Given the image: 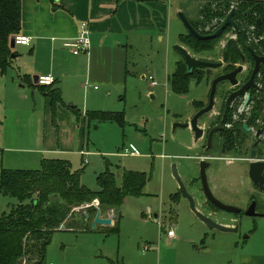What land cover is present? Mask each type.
Masks as SVG:
<instances>
[{
  "label": "rangeland",
  "instance_id": "374dc122",
  "mask_svg": "<svg viewBox=\"0 0 264 264\" xmlns=\"http://www.w3.org/2000/svg\"><path fill=\"white\" fill-rule=\"evenodd\" d=\"M169 1L173 10L167 33L162 42L153 39L152 47L148 40L142 45L133 61L137 64V75L127 80L125 87L108 92V97L103 95L104 90L99 85H95L103 100L91 107L98 109H89L88 112L121 114L123 124L115 121L94 126V123L90 124L88 136L87 131L85 132L87 144L83 150L96 153L95 156L87 157L84 159L86 163H83L79 153L74 151L66 159L73 171H82L81 182L92 191L98 190L95 175L103 172L106 161L111 164V171L115 175L121 172L116 171V167L120 170L145 173L148 180L142 195L127 197L117 211L109 213L110 216L116 214L119 219L117 233L109 232L110 229L105 227L93 230L81 217L74 215L70 219L69 215L61 224L65 227L64 231L53 233L45 251L43 264H238L240 255L264 249V218L254 220L242 216L233 223L234 217L231 214L219 212L213 217L207 212L199 173V162L205 159L201 157L202 141L194 142L189 129L172 130L173 124L190 121V116L197 110L192 106V102H207L209 93L206 81L199 85L191 83L185 95L179 96L172 92L167 77L183 61L174 47L179 45L193 57L217 63L222 42H218L209 53L197 56L180 45L178 37L187 31L180 22L178 13H182L187 20H196L200 1ZM58 49L63 58L70 55L68 49ZM29 51V47L15 46L12 53L16 58L4 74L0 73V173L2 169L40 168V155L24 151L33 148L31 139L34 132L40 128L43 130L44 123L37 128L36 118L40 121L44 117L46 119L42 112L44 98L38 90L33 92L27 81H23L29 78L33 83L34 75H30V79L29 72L33 64H37L35 55L31 57ZM38 64L40 67L44 65V57ZM149 70L157 82L155 88L150 87L149 82L139 76L141 72L148 74ZM70 80H75L73 75ZM91 86L92 91L94 85ZM32 92L34 99L31 97ZM224 92L225 87L219 84L216 88L213 112L220 110ZM76 93L74 86L70 83L66 85V96L71 97ZM87 93L90 99L93 96L91 93L96 92ZM33 100L38 112L33 118V125H26L23 113L28 108L27 112H32L30 109H34ZM80 110L82 111L81 108ZM20 113L22 116H19ZM212 114L201 116L199 127L204 129L211 124L215 117ZM16 116L23 118L24 123L15 124ZM56 117V113L54 117L50 115L45 123L46 135L50 129H56ZM128 145L136 148L139 157L118 156L120 149ZM209 164L210 167L206 170L207 183L213 197L219 201L220 198L212 190L211 177L214 171H224L223 163L211 161ZM173 165L186 193L193 198L196 210L219 225L230 223L232 227L237 226L236 233L206 228L192 213L183 197L173 201L178 192V185L172 177ZM244 200L245 198H242V201ZM243 203L239 200L237 204L243 206ZM16 205L15 199L0 194L1 212L8 213ZM82 208L72 209V213L84 214V210H80ZM170 228L174 232L173 240L166 237V231ZM146 247L148 250L143 252Z\"/></svg>",
  "mask_w": 264,
  "mask_h": 264
},
{
  "label": "crops",
  "instance_id": "0c3cea01",
  "mask_svg": "<svg viewBox=\"0 0 264 264\" xmlns=\"http://www.w3.org/2000/svg\"><path fill=\"white\" fill-rule=\"evenodd\" d=\"M172 10L173 6L169 0H21L20 35L31 39L29 46L21 47H29L30 56L35 55V63H37L36 65L33 64L29 77L31 79L30 75H34L33 78L51 76L54 79L51 89H57L60 92L63 103L58 105L56 109V129H50L46 135L45 123L52 115L50 100L37 88L32 87L30 83H34L27 78V85L30 89L33 92L38 90L37 92L44 98L42 112L43 117L46 116V119L44 117L40 121L39 118H36L37 128L44 123L43 130L40 128L34 132L33 139H31L34 145L33 148L24 151L40 155V162L44 159L67 161L66 159L74 151L79 153L83 163H86L84 159L87 157L95 156L96 153L83 150L84 145L87 144L85 143V132L87 131L88 136L90 124L94 123L93 126L95 124L99 125L96 122H88L83 119V115L89 109H98L91 108L93 104L103 100L102 94L99 93V89L95 85H99L104 90L103 95L107 97L110 96L108 92L125 87L127 80L137 75V64L133 61L142 45L147 40L150 46L153 39L159 42L163 41L172 19ZM174 10L176 11L175 8ZM83 22L88 24L90 30L89 52L79 56H73L69 52L70 55L63 58L62 52L58 48L64 49L62 42L74 38L79 25ZM43 57L44 65L40 67L38 63L41 62ZM71 75L74 76L75 80H70ZM139 76L142 80L148 81L150 87L155 88L157 86L150 70L148 74L141 72ZM168 78L169 76L167 82ZM152 81L156 83V86L151 85ZM69 83L74 86L77 96L75 94L71 97L65 95V87ZM91 84L94 85L92 91L96 93H91L93 96L88 99L89 94L87 91L92 92ZM20 88L22 89L23 86H20ZM33 92L31 93L32 99H34ZM197 102L206 104L204 101H194L192 106ZM33 103L34 109H30L32 112H27L28 108L23 113L26 125L28 123L33 125V118L35 113L38 112L35 101ZM71 107H75L81 113L80 120L77 121L70 112ZM196 112L197 110H195ZM217 114L218 112L215 111L212 115L216 116ZM19 116H22V114L20 113ZM14 123L21 125L20 123H24L23 118L16 116ZM6 150L8 151V149ZM116 174V179H119L117 184H120L121 176L119 172ZM97 175H95V179ZM211 178L212 190L219 198L221 197V191L218 183L222 179L227 181L230 203L242 198V179L237 170L231 168L222 173L214 171ZM83 212L85 213V211ZM109 213V211L101 213V217L109 219ZM76 216L81 217L86 223L87 219L83 217V213H77ZM94 216L88 222L90 228ZM113 216L112 224L105 227L106 229H112L119 220L116 214ZM222 225L232 227L230 223H223ZM98 227L104 226H96L93 230ZM238 264H264V249L240 255Z\"/></svg>",
  "mask_w": 264,
  "mask_h": 264
},
{
  "label": "trees",
  "instance_id": "16d2710c",
  "mask_svg": "<svg viewBox=\"0 0 264 264\" xmlns=\"http://www.w3.org/2000/svg\"><path fill=\"white\" fill-rule=\"evenodd\" d=\"M201 1V0H200ZM261 6L253 7L250 1L242 2L235 12L234 19L241 22L243 27L251 25L254 11H261ZM203 16L204 24L212 20L216 13L203 6L199 10ZM191 27L199 34H203L199 26L201 20H188ZM21 32V0H0V73L4 74L11 66L13 55L10 40ZM180 45L186 47L194 54H203L214 49L218 40H197L188 33L179 35ZM247 38L239 35L236 41H231L223 58L225 71H231L238 63L240 51ZM199 69L187 72L182 61L168 78V85L176 95L188 93L190 84H199L203 75ZM23 81H27L24 79ZM50 100L51 113L54 117L58 105L63 104L60 92L51 89V86L42 87L31 84ZM197 110L203 108L202 104H195ZM70 112L80 120L81 113L75 107ZM83 119L98 124L117 122L123 124L121 114L106 112H86ZM120 184L111 165L106 162L104 171L96 176L97 191H91L81 184L82 171H72L69 162L58 159H44L40 162L38 170H1L0 194L11 197L17 201L8 213L0 210V264H43L45 251L50 244L53 233L59 231L61 224L70 215V219L77 213L72 209L88 206L84 209L88 216L86 224L95 215L96 209L92 206L98 202L101 213L117 211L127 197H139L146 185L148 177L145 173L120 170ZM180 195L173 197L176 202ZM84 217V216H83ZM85 218V217H84ZM118 223V221H117ZM117 223L109 232L117 233Z\"/></svg>",
  "mask_w": 264,
  "mask_h": 264
},
{
  "label": "flooded vegetation",
  "instance_id": "af4514ba",
  "mask_svg": "<svg viewBox=\"0 0 264 264\" xmlns=\"http://www.w3.org/2000/svg\"><path fill=\"white\" fill-rule=\"evenodd\" d=\"M245 1H250L255 8L258 6L264 8V0H203V2L200 1L199 10L206 6L207 10H210L211 14L216 13V16L212 20L205 21L204 24L205 19L199 14L198 10V18L196 19L203 22V25L198 27L201 31L203 30V34L198 33L202 37L213 35L223 25L226 17L231 12H233L232 21L237 27V29L230 26L226 27L221 35L215 39L218 40L217 44L220 41L222 42L220 43L221 55L215 63H221L222 67L199 69L204 77L201 82L206 81L210 92L211 83L216 77L230 73L239 67L242 68L237 76V87L230 88L227 83L223 84L225 92L222 95L221 108L217 111L218 114L213 118L212 123L204 128L205 134L201 140L203 154L201 157L207 159L209 163L211 161L221 162L224 171L232 168L241 175L242 198H245V200L242 201L241 198L240 201L244 202L243 206L237 204L238 199L234 203H230L226 180H220L218 185L221 191L220 203L239 210L238 213H228L234 217L233 223L236 222L237 218L245 216L244 214L251 206L252 211L257 215L252 219L263 218L264 215V61H261V59H264V9L254 11L251 19L252 24L245 28L240 24L241 22L234 19L239 5ZM238 34L244 35L247 41L240 51L238 63L234 65L231 71L226 72L223 52L231 41L237 40ZM207 62H213V60ZM244 85L247 86V90L227 102L228 97ZM207 102L206 104L201 102L195 104H202L204 108ZM215 128L218 130L213 133L208 147L207 135ZM251 164H254L253 181H250L247 175ZM205 208L213 217L217 216L219 212H223L215 209L206 201ZM231 228L238 230L237 226Z\"/></svg>",
  "mask_w": 264,
  "mask_h": 264
},
{
  "label": "water",
  "instance_id": "95a60500",
  "mask_svg": "<svg viewBox=\"0 0 264 264\" xmlns=\"http://www.w3.org/2000/svg\"><path fill=\"white\" fill-rule=\"evenodd\" d=\"M232 16H233V12H231L226 17L223 25L213 35L202 37L191 27V25L189 24L186 17L182 13H178V18H179L180 22L183 24L184 28L186 29L188 35L192 36L193 38H195L197 40H201V41L214 40V39L218 38L221 35V33L228 26L237 29V27L235 26V24L232 21ZM14 47H15L14 38H11L10 48L14 49ZM174 50L176 52H178L180 54V56L182 57V60L186 66L188 73H190L193 69H196V68L217 69V68L222 67L221 63L215 64V63L195 59L183 47H181L179 45L175 46ZM261 61H264V59H261ZM241 70H242V68L239 67L230 73L216 77L211 83V88H210V92H209V96H208L207 105L204 108L197 111L189 122L184 123V124H181V123L173 124L172 130L174 131L176 129H189L193 135L194 142L202 140L203 136L205 134V129L199 127V124H198L199 118L201 116L208 114V113H211L213 111L216 88L219 84L227 83L230 88H235L238 86L237 76L240 74ZM33 83L36 85V83H37L36 77L33 78ZM245 90H247L246 85L240 87L239 90H237L235 93L231 94L228 97L227 102H229L231 99L241 95ZM216 130H218V129H216V128L212 129L207 135L208 147H209L210 139ZM208 147H207V149H208ZM253 165L254 164H251L249 166V169L247 172V175H248V178L250 181H253V179H254ZM209 167H210V164L207 161V159H201L200 160V162H199V173H200V181H201V191H202V194H203L205 201L210 203L215 209L223 211L225 213H231V214L232 213H238L239 210H237L233 207H230V206H225L213 197V195L209 189V186L207 183V177H206V170ZM172 177L174 178V180L176 181V183L178 185V194L188 202L190 210L192 211V213L196 216V218L206 228H208L210 230H217L220 232H225V233H236L237 232L236 228H231V227H227L224 225H219V224L213 222L209 217L202 215L201 213H199L196 210L194 200L191 196H189L186 193L185 188H184V186H183V184H182V182L178 176L177 170H176L174 165L172 166ZM80 210L83 211L84 208H82ZM244 215L246 217H249V218H253V217L257 216L252 211V206L246 211V213ZM84 217L86 219L88 218L86 213H84ZM262 217L264 218V215ZM111 224H112V222L110 219H103L101 217V211L99 208H97L96 214H95L93 221H92L91 228L95 229L96 226L108 227Z\"/></svg>",
  "mask_w": 264,
  "mask_h": 264
},
{
  "label": "built area",
  "instance_id": "2783aa9c",
  "mask_svg": "<svg viewBox=\"0 0 264 264\" xmlns=\"http://www.w3.org/2000/svg\"><path fill=\"white\" fill-rule=\"evenodd\" d=\"M203 1V0H202ZM31 43L30 37L18 35L14 37V45L15 46H29ZM63 47L68 49L70 53L73 56H79V55H85L89 52L90 49V30L88 27V24L86 22H83L79 25L76 36L70 40H66L63 43ZM54 84V79L51 76H41L37 77V83L36 85L42 86V87H48L52 86ZM152 86H156V83L154 81L151 82ZM120 157H138L139 153L136 150V148L132 145H128L121 149V152L119 153ZM92 206H94L96 209L98 208V202L94 201ZM88 206H84L85 209ZM113 210L109 211L112 212ZM114 216H110L111 222H113ZM64 229V226H61L59 230ZM166 236L169 239H174V232L170 228L166 231ZM148 248H144L143 252L147 251Z\"/></svg>",
  "mask_w": 264,
  "mask_h": 264
}]
</instances>
